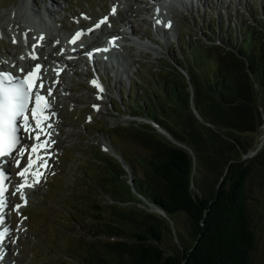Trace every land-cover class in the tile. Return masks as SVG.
Instances as JSON below:
<instances>
[{
	"label": "rangeland",
	"instance_id": "rangeland-1",
	"mask_svg": "<svg viewBox=\"0 0 264 264\" xmlns=\"http://www.w3.org/2000/svg\"><path fill=\"white\" fill-rule=\"evenodd\" d=\"M20 1L0 0V68L8 69L10 63L5 62L24 57L27 49L23 34H16L14 31L17 30L11 27L13 12ZM29 1L34 8L32 12L39 9L43 11V5L50 3L49 0H33L35 7L32 0ZM151 1L153 0H57L59 9L57 8L58 13L54 21L46 19V22H43L40 15L35 14L31 21L26 22L36 32H43L48 28L49 32H59L62 36L87 30L83 40L90 41L94 26L100 23L99 17H109L114 20L107 23L109 28H115L111 32L115 30L114 32L121 33L130 27L135 35L143 39L142 42L146 46L134 45L132 41H120L116 35H111V40L119 43L118 48L122 53L119 52L116 58L118 68L113 65L110 56L106 57L104 63L95 57L85 59L81 57L82 52L80 60L60 76L63 83L61 89L64 91H53L51 95L52 112L48 115H51L49 120L55 128L54 139L46 142V147L51 150L46 159L42 160H45L42 166L45 171L43 176L38 178V182L30 185L25 199L21 201L23 207H17L15 210L11 207V216H7L11 229L6 241L9 255L2 257L0 252V257L7 259L9 264H89L87 261L91 247L97 245L99 250L106 236L94 227L98 222L95 215L89 212L86 214L84 208L82 213L74 212L72 194L74 191L81 194L82 189L85 192L88 183L95 177L104 175L105 170L100 161L109 156L118 158L116 153L127 157L134 172L133 174L128 166L124 172L132 173V176L124 174L116 180L117 186L122 190L120 195L126 200L120 201L119 204H135L139 209L148 207L159 213L157 208H152L139 195L133 197L128 186L135 174H144L143 159L149 154L134 141L131 133L136 127L151 130L159 137H163L159 133L164 132L158 127L156 130L150 128V125H153L150 120L139 115L141 112L137 107L132 109L128 100L140 107H148V101L153 99L151 88L154 81L160 80L161 75L172 80L173 74L178 75L170 65L188 77L187 68L181 61L186 52V43L190 46L189 49L193 46L201 47L203 42L219 43L227 37V31L230 29L232 33L241 30L240 26L233 27V23L242 21L252 24L257 23L259 18L264 19V0H193L194 5L185 3L186 6L182 7L176 5L178 0H174L166 10L170 19L162 23L166 29L172 25V30L165 31L162 35L153 23L154 4ZM130 9L135 11L126 13V10ZM132 12H136V15ZM123 15L128 20L126 27L119 20ZM24 20L27 21L26 18ZM102 36L97 40L94 37V43L87 49L97 43H106L107 39ZM113 50L116 51V48ZM180 61L182 65L179 64ZM41 72L49 74L50 70L43 69ZM92 78L103 82L102 92L90 85L89 80ZM146 90L150 98L144 97ZM259 100L264 108V94L259 96ZM173 111L169 109L171 119L175 126L180 128L182 117H178ZM196 117L199 118L197 115ZM262 133L263 125L255 132V147L259 145ZM254 152L255 149L251 154ZM9 181L8 203L13 204L24 196H20V192L15 190V185ZM98 193H94V197L102 199L104 203L115 201L107 194L99 198L101 192ZM91 196L93 197V194L89 195ZM85 202L89 204L90 198ZM259 212L260 219L254 217V222L257 223L254 264H264V209L260 208ZM159 214L164 233L161 244L167 252L190 242L189 223L185 212ZM123 224L127 231L134 232L135 228L130 223ZM99 233L101 235H97ZM14 259L16 260L13 261ZM114 262L112 259L108 264Z\"/></svg>",
	"mask_w": 264,
	"mask_h": 264
},
{
	"label": "trees",
	"instance_id": "trees-1",
	"mask_svg": "<svg viewBox=\"0 0 264 264\" xmlns=\"http://www.w3.org/2000/svg\"><path fill=\"white\" fill-rule=\"evenodd\" d=\"M256 22L233 23L241 30L230 29L219 43L203 42L191 49L186 43L181 61L188 77L170 65L178 75L171 72L173 80L161 75L154 81L148 107L128 100L150 120V128L159 127L172 137L133 130L131 137L149 154L143 159L144 174H135L128 186L133 197L139 195L158 212H185L190 242L167 252L161 244L160 212L119 204L126 200L116 180L132 164L116 153L118 158L100 161L105 174L88 183L85 192H72L74 212L84 208L95 215L94 227L106 236L99 250L91 247L87 263L114 259V264H254V217L260 219L264 209V143L251 154L255 132L264 124L259 100L264 94L263 17ZM169 109L182 117L180 128ZM96 192L116 202L104 203L94 197ZM124 222L134 232L127 231Z\"/></svg>",
	"mask_w": 264,
	"mask_h": 264
},
{
	"label": "bare ground",
	"instance_id": "bare-ground-1",
	"mask_svg": "<svg viewBox=\"0 0 264 264\" xmlns=\"http://www.w3.org/2000/svg\"><path fill=\"white\" fill-rule=\"evenodd\" d=\"M49 1H50L49 4L43 5V11L42 9H39L38 11L32 12V9L34 8L31 7V3L29 0H21L20 3L17 5L15 11L13 12L14 19L12 20L11 27H13L14 30H17L20 32L19 33L13 30L16 34L18 35H21V33L23 34L25 38V39L23 38V41L25 42V46L27 49L24 54V57L22 56V58H19V59L14 58V60L11 59L8 62H5L8 64L10 63L9 65L10 68L8 67L9 70H13L15 72L18 69L19 70L25 69L26 70L25 72H27L28 70H32L33 76H35V78L39 77V79H37L38 80L37 82H39V84L43 83L44 86L46 87L45 92L47 94H48L49 89L51 90V95L53 94V91H57V90L64 91V89H61L63 87V83L61 82L60 76H62V74L65 72L66 69H70L71 66L75 64L77 60H80V56L82 52H84V54H82L83 56L81 57H84L85 59H89V57L86 55L87 54L86 52L88 51L87 49L88 46L94 43V37H95V40H97L100 38V36L103 35L107 39L108 41L107 43H102V44L97 43V44H94L91 48L99 47L98 49H99L100 54H104L105 56L112 57L113 65L116 68H118V65H117L118 62L116 58H117V55L119 56V52H120L118 48L119 43H117L115 40L109 41L108 38H111V35H116V37L119 38L120 41H123V40L132 41L134 45L137 44L140 46H146V44L142 42L143 39L135 35L133 33V30L130 27H128V29H124L121 33L114 32L115 30L111 32V30L115 28H109L107 23L111 21L114 22V20L109 17H107V20L105 23L100 24V27L96 28L94 26V29H93L94 33L91 35L92 39L90 41L83 40L85 37V35H83L78 38L74 37L77 40H75V43H72L71 41L73 40V38L72 37L70 38L71 35L64 34V36H62L63 34L60 35L59 32L55 34V33H52L53 31L49 32L48 28H46L43 32L42 31L36 32L32 30L30 26L26 24V22L31 21L32 20L31 18L35 14L36 15L39 14L43 22H46V18H45L46 16L49 18L48 20H51V19L53 21L55 20L56 14L58 13L57 8L59 7V3L57 2V0H49ZM172 1L174 0H162L161 1L162 3L157 2L155 0L151 1L154 4L153 11L155 12V15H156L155 19L161 20L162 22L164 21V23H166V21L170 19L168 17V12L166 10H167V7H169L168 5H170V2ZM197 1H200V0H196V2ZM32 3L33 5H35L33 0H32ZM175 3L176 5L177 4L180 5L179 7L186 6L187 3L190 4L191 6L194 5L193 0H178V2H175ZM129 11L131 12L135 10H132V9L126 10V13H128ZM35 12H38V13H35ZM124 15L122 16L123 18L119 17V20H120V23L126 27V25H128V20L126 19V17H124ZM134 15H136V12L134 13ZM24 18H26L27 21H25ZM98 20H103V19L99 17ZM154 24L157 27V29L161 31L162 35H164L165 31L172 30V25L169 29H166L164 26L159 25L158 22L156 21H154ZM86 31L87 30H84L85 33H87ZM106 45H107V48H106ZM104 48L106 49L105 51H104ZM114 48H116V51L113 50ZM148 48L151 49V47H148ZM120 54L122 53L120 52ZM33 55L37 57V59H33L32 58ZM91 57L93 58L95 56L92 54ZM2 63L4 62L2 61ZM37 64L40 65L39 69L35 68V65ZM0 69H5V68L2 67ZM43 69H49L50 73L43 74L41 72ZM92 79H96V78H92ZM100 87H101V84H100ZM101 88L103 89L104 87L102 86ZM51 95L48 94L49 97H51ZM51 108H52L51 105H47V110L50 113L52 112ZM28 124H29L28 125L29 129H33V132H38L40 135L42 134V132H45L46 135L43 136L44 140L48 139L51 141L52 139H54L53 130L55 126L50 120L47 121V119L45 118H39V119L36 118V119L29 120ZM37 124H39V127H37ZM30 143L32 142L30 141ZM36 145H41L40 146L41 148L46 146L45 142L43 141H38ZM50 150L51 149L41 151L39 156H44V159H46V156L48 155ZM21 156L22 154H19V152L15 153L12 159L7 160L6 165L9 166L11 162L13 163L16 159L19 160ZM29 156H30L29 159H32V162L35 161V163H32V167L28 169L25 175L21 176L22 179L15 182L14 179L9 177L12 183L14 184L21 183L20 196H24V197L16 201V203H18L19 201H23L25 199L26 192L28 191L27 184H33L31 175L35 176L36 173L40 174L41 172L45 171V168L42 167L45 160L44 162L42 160L38 162L35 160V159H38V155H37V158L35 157L34 154H30ZM29 159L23 162V164L21 165L22 169L19 171V173L24 172L25 169L28 168ZM5 230H9V232L11 233L8 220H5L2 224H0V232H4ZM8 237L9 235L4 238L3 245L0 246V250H2L1 251L2 257H4L5 254L6 256L9 255L8 254L9 247L6 244ZM2 257H0V264H9L7 262V259H4ZM11 258L13 259L14 257H11ZM15 260L16 259H14L13 261Z\"/></svg>",
	"mask_w": 264,
	"mask_h": 264
},
{
	"label": "snow or ice",
	"instance_id": "snow-or-ice-1",
	"mask_svg": "<svg viewBox=\"0 0 264 264\" xmlns=\"http://www.w3.org/2000/svg\"><path fill=\"white\" fill-rule=\"evenodd\" d=\"M112 13H115V7L112 9ZM107 18H104L100 21V23H97L95 25L96 28L100 27V24L105 23ZM93 31V30H89ZM85 32H78L76 33V37H80L85 35ZM15 42V41H14ZM72 43H75V39L71 41ZM82 47V45H81ZM99 50V49H97ZM87 55H91V53H87ZM33 59H37L33 55ZM36 69L40 68V65H35ZM21 72H25V69H21ZM27 76L32 77L33 71L28 70ZM36 79H39V77H36ZM95 84V81H93ZM99 87V85H96ZM40 88H43V83L40 84ZM102 90V89H101ZM48 94L51 95V90H48ZM33 96L35 97V104L37 107H39L40 101L43 99V97L40 95L39 91L37 90L35 93H33L29 87L26 86L25 79H21L19 77H14L12 74L0 71V156H4L5 154H10L14 149H16V146L19 144V138L17 136L18 132V126H17V120L22 119L24 121V124L20 127L25 128L27 130V116L26 113L29 111L28 105L30 100L33 99ZM96 107V106H94ZM31 114L33 119H36V108L31 109ZM37 127H39V124H37ZM42 131V129H41ZM30 138L31 135H30ZM37 140H39V135L35 137ZM41 145H35L32 147L33 153L37 151V149ZM19 166V165H18ZM32 167V159H29L28 161V168L25 169L24 172L19 173V175L23 176L25 173ZM3 178V173L0 172V179ZM5 189L2 185H0V195L3 194ZM4 201H0V207L4 205ZM2 218H0V223H2ZM10 235L9 230H5L4 232H0V246L3 245L4 238L6 236Z\"/></svg>",
	"mask_w": 264,
	"mask_h": 264
},
{
	"label": "water",
	"instance_id": "water-1",
	"mask_svg": "<svg viewBox=\"0 0 264 264\" xmlns=\"http://www.w3.org/2000/svg\"><path fill=\"white\" fill-rule=\"evenodd\" d=\"M196 112V111H195ZM264 125V124H263ZM158 129H160V130H162L163 132H164V134H166V136H168L169 137V139H172V137L169 135V133L168 132H166L165 130H163V129H161V128H159L158 127ZM264 143V133H262L261 134V139H260V142H259V145H257V147L255 148V150H257L262 144ZM194 156L195 155H193V158H194ZM148 203V202H147ZM160 213H162V214H166L165 212H163V211H159Z\"/></svg>",
	"mask_w": 264,
	"mask_h": 264
}]
</instances>
